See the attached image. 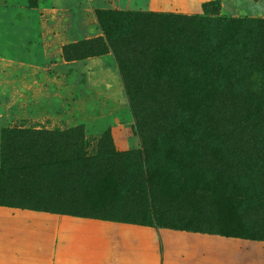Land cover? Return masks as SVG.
Here are the masks:
<instances>
[{
    "label": "trees",
    "instance_id": "obj_1",
    "mask_svg": "<svg viewBox=\"0 0 264 264\" xmlns=\"http://www.w3.org/2000/svg\"><path fill=\"white\" fill-rule=\"evenodd\" d=\"M95 15L101 35L64 46V58L110 52L140 136L144 101L156 108L157 137L89 152L74 130H4L0 205L264 239V18ZM215 108L212 134L224 146H203Z\"/></svg>",
    "mask_w": 264,
    "mask_h": 264
},
{
    "label": "rangeland",
    "instance_id": "obj_2",
    "mask_svg": "<svg viewBox=\"0 0 264 264\" xmlns=\"http://www.w3.org/2000/svg\"><path fill=\"white\" fill-rule=\"evenodd\" d=\"M100 9L264 18V0H0V146L2 132L18 128L30 132L74 130L75 146H86L89 152L97 146H113L118 151L137 149L145 136L155 140L156 108L148 102H135L141 115L140 136L132 102L110 52L64 58V46L101 35L95 15ZM218 110L209 111L208 121H204L203 146L211 140L216 146H224V140L212 134ZM35 142L31 139L29 146H37ZM143 226L189 230L179 224ZM228 244L226 251H240L237 244ZM261 262L257 258L252 264Z\"/></svg>",
    "mask_w": 264,
    "mask_h": 264
},
{
    "label": "crops",
    "instance_id": "obj_3",
    "mask_svg": "<svg viewBox=\"0 0 264 264\" xmlns=\"http://www.w3.org/2000/svg\"><path fill=\"white\" fill-rule=\"evenodd\" d=\"M228 243L238 245L241 257L226 251ZM257 258L264 264V241L0 205V264H252Z\"/></svg>",
    "mask_w": 264,
    "mask_h": 264
}]
</instances>
